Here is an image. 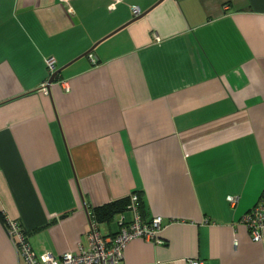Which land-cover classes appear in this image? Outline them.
<instances>
[{
	"label": "crops",
	"instance_id": "0c3cea01",
	"mask_svg": "<svg viewBox=\"0 0 264 264\" xmlns=\"http://www.w3.org/2000/svg\"><path fill=\"white\" fill-rule=\"evenodd\" d=\"M161 1L0 0V217L37 255L115 236L133 213L95 210L137 193L161 244L120 264H264V0ZM0 264H27L1 219Z\"/></svg>",
	"mask_w": 264,
	"mask_h": 264
},
{
	"label": "built area",
	"instance_id": "2783aa9c",
	"mask_svg": "<svg viewBox=\"0 0 264 264\" xmlns=\"http://www.w3.org/2000/svg\"><path fill=\"white\" fill-rule=\"evenodd\" d=\"M133 14L135 17H139L141 15L140 9L134 7ZM46 63L49 68L53 69V60H47ZM48 85L47 83L43 86V92H48ZM130 200L128 208L133 213V221L126 225L124 218H122L119 223L120 232L112 237L102 236L98 224L92 223L87 235L89 246L85 248L80 245L77 253H65L60 257H55L50 253L37 255L20 224L10 219L6 220L7 234L16 252L27 264H120L124 261L127 246L134 240L142 239L147 243L161 244L159 235L163 229L162 218L157 217L150 224H145L139 212L138 195L133 194ZM227 201L231 206H236L239 198L231 196L228 197ZM241 223L247 227L254 242L262 241L264 195L260 203L242 219ZM192 264L201 263L194 262Z\"/></svg>",
	"mask_w": 264,
	"mask_h": 264
},
{
	"label": "trees",
	"instance_id": "16d2710c",
	"mask_svg": "<svg viewBox=\"0 0 264 264\" xmlns=\"http://www.w3.org/2000/svg\"><path fill=\"white\" fill-rule=\"evenodd\" d=\"M135 194H137V193H135ZM137 195L139 197V212H140V209H141L140 196H139V194H137ZM130 199L129 200H124V201H121V202H117V203H113V204H110V205L105 206L103 208L95 210V216H93V219L96 220V221L104 220V219H107V218L111 219L116 214L124 213L126 211V209L129 210L128 207L130 205V201H131ZM140 215L142 217V213L141 212H140ZM0 219H1V222L4 225L5 229H7L6 228V220L7 219L4 218V217H0ZM142 221L145 224H150L151 223V222H145L143 220V218H142Z\"/></svg>",
	"mask_w": 264,
	"mask_h": 264
},
{
	"label": "water",
	"instance_id": "95a60500",
	"mask_svg": "<svg viewBox=\"0 0 264 264\" xmlns=\"http://www.w3.org/2000/svg\"><path fill=\"white\" fill-rule=\"evenodd\" d=\"M162 1H164V0H162ZM162 1H161V2H162ZM161 2H160V3H161ZM142 17H143V16H141V17H137V19H136L135 21L141 19ZM135 21H133V22H135ZM85 56H88V54H86ZM57 75H58V72L52 75L50 81L48 82L49 85H51V84L55 81V79L57 78Z\"/></svg>",
	"mask_w": 264,
	"mask_h": 264
}]
</instances>
